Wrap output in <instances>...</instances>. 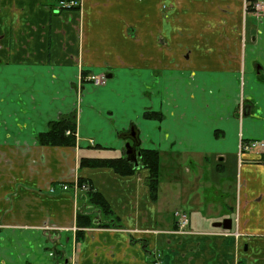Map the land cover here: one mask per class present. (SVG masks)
Instances as JSON below:
<instances>
[{
  "label": "crops",
  "instance_id": "0c3cea01",
  "mask_svg": "<svg viewBox=\"0 0 264 264\" xmlns=\"http://www.w3.org/2000/svg\"><path fill=\"white\" fill-rule=\"evenodd\" d=\"M59 1L0 0V264H264V147L239 157L264 144V19L248 0ZM73 114L74 147L39 142ZM131 125L160 154L157 198L148 169L95 166ZM79 179L112 217L63 190Z\"/></svg>",
  "mask_w": 264,
  "mask_h": 264
},
{
  "label": "trees",
  "instance_id": "16d2710c",
  "mask_svg": "<svg viewBox=\"0 0 264 264\" xmlns=\"http://www.w3.org/2000/svg\"><path fill=\"white\" fill-rule=\"evenodd\" d=\"M144 117L147 119H156V120H162L163 115L152 112V113H145ZM76 127H77V116L76 114L70 115L67 118L59 119L58 121L51 122L49 125V129L46 133H43L39 137V142L44 146H69L74 147L76 145ZM70 132V133H68ZM141 156L139 158V166L143 167L145 169H148L150 172L149 177V189L151 191V194L153 198H157L159 185H160V154L158 151L153 150H141ZM98 161V164H92L96 167L98 166H108L114 168V170L117 173L127 174V173H133L135 170H137L133 164L129 163L125 160V158H119V159H105V160H94ZM93 161V162H94ZM89 160H81L79 162L80 167L89 165ZM134 168V169H133ZM78 185H87L89 187L88 191H85L86 198H89V201L93 206L97 207V210L95 208V212L98 216L104 215L107 217L113 216V211L110 209L107 202L104 200V198L99 194L96 193L93 188L84 181L83 179L78 180ZM80 200L83 198L79 195L78 197ZM101 220V217H99ZM117 219H110L109 224H103L100 223L99 220L94 219V223L91 220L90 214L85 215L82 213L78 214V222H80V225H85L89 227L98 226V227H109V226H115Z\"/></svg>",
  "mask_w": 264,
  "mask_h": 264
},
{
  "label": "built area",
  "instance_id": "2783aa9c",
  "mask_svg": "<svg viewBox=\"0 0 264 264\" xmlns=\"http://www.w3.org/2000/svg\"><path fill=\"white\" fill-rule=\"evenodd\" d=\"M82 3H83V0H60L58 7L62 10H80ZM246 9L247 11L257 16L258 18L264 19V3L263 2L261 1L250 2L249 6H246ZM85 78L87 82L92 83L95 86H102V85H105L107 82V77L103 74L102 75L91 74V75L85 76ZM263 147H264V144L260 141H250L246 143L241 142L240 150H239V157H241L242 153L244 152L257 151ZM259 162L264 164V157ZM62 188L64 191H68L70 190L71 187L69 185H63ZM73 190H74L75 196H78L79 192L88 191L89 187L87 185L79 186L78 183L76 182L73 186ZM51 191L53 190L51 189ZM175 217L177 218L178 231L185 232L189 225V218L187 214L177 212L175 214ZM230 235H233L236 238L240 237V234L238 231Z\"/></svg>",
  "mask_w": 264,
  "mask_h": 264
},
{
  "label": "water",
  "instance_id": "95a60500",
  "mask_svg": "<svg viewBox=\"0 0 264 264\" xmlns=\"http://www.w3.org/2000/svg\"><path fill=\"white\" fill-rule=\"evenodd\" d=\"M108 78H111V76H109ZM119 137L120 139L127 141L125 144V160L138 168L139 158L141 156V152L138 150L141 146L139 130L136 126L131 125L130 129L126 132H122ZM214 227L223 228L224 230H231L232 220L226 219L223 222L215 224Z\"/></svg>",
  "mask_w": 264,
  "mask_h": 264
},
{
  "label": "rangeland",
  "instance_id": "374dc122",
  "mask_svg": "<svg viewBox=\"0 0 264 264\" xmlns=\"http://www.w3.org/2000/svg\"><path fill=\"white\" fill-rule=\"evenodd\" d=\"M250 2H252V1H251V0H248L247 3H246V5L249 6V3H250ZM261 2H263V1H261ZM263 3H264V2H263ZM248 12H249V11H248ZM255 17H256L257 19H259L257 16H255ZM215 18H216V17H215Z\"/></svg>",
  "mask_w": 264,
  "mask_h": 264
},
{
  "label": "bare ground",
  "instance_id": "6f19581e",
  "mask_svg": "<svg viewBox=\"0 0 264 264\" xmlns=\"http://www.w3.org/2000/svg\"><path fill=\"white\" fill-rule=\"evenodd\" d=\"M70 187L73 189V186H70ZM71 188H70V189H71ZM82 192H83V191H82ZM84 192H85V191H84ZM79 193H80V192H79Z\"/></svg>",
  "mask_w": 264,
  "mask_h": 264
}]
</instances>
